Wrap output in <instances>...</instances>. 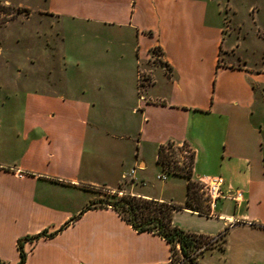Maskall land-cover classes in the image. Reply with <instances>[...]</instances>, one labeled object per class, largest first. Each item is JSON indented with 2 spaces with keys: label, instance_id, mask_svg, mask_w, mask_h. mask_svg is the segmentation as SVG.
I'll return each mask as SVG.
<instances>
[{
  "label": "crops",
  "instance_id": "obj_1",
  "mask_svg": "<svg viewBox=\"0 0 264 264\" xmlns=\"http://www.w3.org/2000/svg\"><path fill=\"white\" fill-rule=\"evenodd\" d=\"M257 5L261 53L249 57L239 42L234 65L221 61L232 0H46L59 21L60 76L0 90V262H18V239L53 232L21 240L22 264H168L163 237L109 205L86 206L126 181L144 195L134 187L147 153L162 170L157 149L172 140L194 151L191 179L220 175L223 192L241 191L208 214L174 209L210 221L187 231L217 236L228 226L224 246L198 262L264 264V0Z\"/></svg>",
  "mask_w": 264,
  "mask_h": 264
},
{
  "label": "rangeland",
  "instance_id": "obj_2",
  "mask_svg": "<svg viewBox=\"0 0 264 264\" xmlns=\"http://www.w3.org/2000/svg\"><path fill=\"white\" fill-rule=\"evenodd\" d=\"M232 2L238 8V13L235 20L230 21L226 28L229 29L232 44L226 49V53H221V61L236 65L242 63V60L236 56V44L239 42L241 43L240 47L245 48L244 51L249 57H258L261 53V43L256 37L255 28L251 22V17L256 15V9L258 10L260 7L257 5V0H232ZM45 3L46 0H0L1 91L6 90L9 86L11 87L12 82L17 80L22 89V86L29 84L31 79L60 76L62 71L60 70V58L57 55L59 36L56 35L59 32V21L54 17H48L49 13L45 11ZM249 4L252 6V10L247 9ZM226 8L231 11L229 4ZM262 14L263 12L260 10L258 13L260 19ZM259 25L258 32L261 34L260 29H262V26ZM49 27H51L52 32L51 46L55 50L52 51V60H45L38 52H41V47L44 44L43 31H48ZM165 150L172 153V159L176 160L178 164L186 166L190 154L188 145L175 143L174 146L166 147ZM147 156L148 165L143 171L142 181L136 183L135 190L142 192L145 197H154L181 204L186 191L185 177L167 173L159 163L161 170L154 164L152 155L147 153ZM158 175L163 176L160 178ZM192 180L196 182L195 188L201 194L203 205L210 211V206L200 188V184L195 179ZM130 184V181L121 182L115 192H109L108 195H104L100 199L111 201L123 194H129ZM94 200L97 201L98 198ZM95 204L104 205L103 202L98 201ZM181 209H176V212L173 209L175 213H172V222L176 220L173 224L183 230L202 227L210 222L195 216L190 211Z\"/></svg>",
  "mask_w": 264,
  "mask_h": 264
},
{
  "label": "trees",
  "instance_id": "obj_3",
  "mask_svg": "<svg viewBox=\"0 0 264 264\" xmlns=\"http://www.w3.org/2000/svg\"><path fill=\"white\" fill-rule=\"evenodd\" d=\"M176 142L169 140L158 146L156 161L160 163L167 173L181 175L186 178V196L182 204L172 203L167 200L145 197L136 194H123L111 201L101 200L104 205L113 207L121 217L138 231H152L163 237L170 244V261L168 264H200L196 258L198 253L206 248L212 247L218 243L219 247L224 246L225 234L228 229L226 226L217 236H208L202 233H195L183 230L177 227L172 222V213L175 208H186L198 213L208 214L209 210L203 205L201 194L195 188L196 182L191 179V169L194 158V151L190 148V154L186 166L178 164L176 160L172 159V153L168 152L166 147L174 146ZM182 144L187 145L185 141ZM95 200H92L86 207L92 205L96 206ZM102 206V205H97ZM53 232L49 233L50 235ZM45 232H40L32 236H26L22 239H35L39 236L49 235ZM18 239V246L20 249V258L15 264H22L25 260V253L21 248V240ZM205 243L204 248L197 252L196 255L192 252ZM0 264H3L0 262Z\"/></svg>",
  "mask_w": 264,
  "mask_h": 264
},
{
  "label": "built area",
  "instance_id": "obj_4",
  "mask_svg": "<svg viewBox=\"0 0 264 264\" xmlns=\"http://www.w3.org/2000/svg\"><path fill=\"white\" fill-rule=\"evenodd\" d=\"M195 181L200 184V188L203 191V194L206 196L210 208L213 207L215 200L219 197L231 198L235 201L241 198V191L239 190L222 191L223 178L220 175L204 177L197 176ZM204 245L205 243L201 244L192 252V254L196 255L197 252L204 248Z\"/></svg>",
  "mask_w": 264,
  "mask_h": 264
}]
</instances>
